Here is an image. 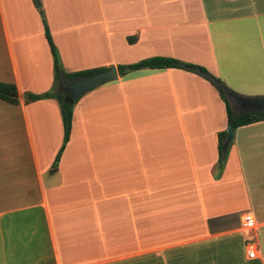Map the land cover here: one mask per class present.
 Wrapping results in <instances>:
<instances>
[{
    "label": "crops",
    "instance_id": "crops-1",
    "mask_svg": "<svg viewBox=\"0 0 264 264\" xmlns=\"http://www.w3.org/2000/svg\"><path fill=\"white\" fill-rule=\"evenodd\" d=\"M37 1L0 0V82L17 88L18 104L5 105L20 109L30 158L0 155V264H264V121L233 131L217 171L228 125L208 80L174 68L118 74L91 92L103 99L86 114L73 108L56 169V101L21 95L53 83L40 12L65 73L170 57L234 93L262 90L264 0ZM98 105L114 119L97 123ZM33 106L54 109V125L30 121Z\"/></svg>",
    "mask_w": 264,
    "mask_h": 264
},
{
    "label": "trees",
    "instance_id": "trees-1",
    "mask_svg": "<svg viewBox=\"0 0 264 264\" xmlns=\"http://www.w3.org/2000/svg\"><path fill=\"white\" fill-rule=\"evenodd\" d=\"M44 31L47 43L50 48V52L52 55L53 60V69H54V89L42 94H33L27 93L25 94V103L30 104L40 100H54L57 102L60 110L62 125H63V142L62 145L55 157L53 168L56 169L62 152L64 151L66 144L69 141L71 127H72V117H73V107L74 104L78 100H72L69 95L64 93H60V84L66 80L75 81L79 78L91 76L103 71L108 70L109 68H97V69H89L84 71H79L75 73H65L60 65L58 51L52 41L50 36L49 29L44 23ZM128 41L132 43L134 38H129ZM183 64L186 68H182L180 65ZM182 69L189 72H193V70H199L204 74H208V71L200 67L198 65L183 63L176 59L170 57H151L139 62L128 64V65H118L117 71L120 76H124L129 72L143 70V69H151V70H162V69ZM194 73V72H193ZM197 74V73H196ZM198 75V74H197ZM204 78V77H203ZM218 82L221 83L222 86L225 84L218 78L213 77ZM206 79V78H204ZM207 80V79H206ZM209 81V80H208ZM210 82V81H209ZM211 83V82H210ZM219 96L225 102L226 107V116H227V125L232 128V130H236L239 127L254 124L260 121H264V111L258 113H242L236 114L231 107L228 99L225 97L223 93L218 91ZM0 100L9 104V105H17L18 104V92L17 88L12 83H2L0 82ZM228 133L227 131H222L218 134V171H222L225 166L227 154H228V147H225V142L227 140Z\"/></svg>",
    "mask_w": 264,
    "mask_h": 264
},
{
    "label": "rangeland",
    "instance_id": "rangeland-1",
    "mask_svg": "<svg viewBox=\"0 0 264 264\" xmlns=\"http://www.w3.org/2000/svg\"><path fill=\"white\" fill-rule=\"evenodd\" d=\"M40 19L43 22V30H44L45 15L42 14L41 12H40ZM44 36H45V31H44ZM0 38H1L0 42H2L1 34H0ZM1 48H2V46H1ZM91 48H94V47H91ZM59 60H60V65H61L63 71H65L60 56H59ZM52 74L54 77V73H52ZM263 77H264V75H263ZM261 82L264 83V79ZM210 85H212V84H210ZM259 85L260 84H257L256 86L258 88H261V86H259ZM212 87L215 88L213 85H212ZM53 89H54V78H53L52 85L45 92H48V91L53 90ZM95 89L97 90L98 88L96 87V88L88 91L87 93H85L84 95L81 96L82 99H84V100H80V103L77 101L76 102L77 104L76 103L74 104V107L75 106L77 107V115L86 114L91 107H93L95 104L99 103L101 101V99H103L101 97H98L96 99H94L95 97L91 98L92 97L91 92H93ZM215 90L217 91L216 88H215ZM256 90L257 91H251V92L248 91V93H245V92H242V93H236L235 92V93L239 94L241 96H244V97H249V98L264 97V88L262 90H260V89H256ZM27 93H31V92L27 91V92L21 94L24 98V101H25V94H27ZM40 94H42V93H40ZM83 101H85V102H83ZM228 101H229L231 107L233 108V110L236 114H239L243 111V109L240 108L238 105H236L235 102H232L230 100H228ZM222 102L224 103V106H225V102L223 100H222ZM54 103H55V106L57 108V111L59 112L58 121L61 123L59 106H58L57 102H54ZM87 103H89V104H87ZM50 108H51V110L53 109L52 107H50ZM39 112H41V113H39ZM90 112H94L96 114L97 123L107 122L110 119H114L113 116L109 115V109L107 107L106 108H100V105H98L94 110H90ZM54 113H55L54 109H53V116H52V113L50 111L38 109L35 106H33L31 109L28 110L27 115L31 121L32 119H34V117L39 116V114H42V117H46L47 120L52 119L53 125H54V122H55ZM10 118L13 120V122L8 121ZM97 123L92 122L91 125L96 126V125H98ZM8 128L12 129V135H9L10 133L7 132ZM225 130L227 131V127ZM53 131H54L53 134L50 133V131H49V136L54 135L53 136V139H54V137H56V134H58L59 130H57V128H53ZM13 150L17 151V155L19 153H21L24 166H28L29 162H30L29 152H28V140H27V137L25 135V128H24V125L22 123V115L20 113V109L18 107L7 106V105H5V102L0 100V155L2 152H5L6 154H10ZM217 171H218V169H217ZM48 173L43 174V178L45 180H47ZM55 179H57V177H55Z\"/></svg>",
    "mask_w": 264,
    "mask_h": 264
},
{
    "label": "water",
    "instance_id": "water-1",
    "mask_svg": "<svg viewBox=\"0 0 264 264\" xmlns=\"http://www.w3.org/2000/svg\"><path fill=\"white\" fill-rule=\"evenodd\" d=\"M35 2H36V7L40 8V4L38 3V1L35 0ZM180 66L182 68H186L183 64H181ZM193 72L209 80L211 84L217 89V91L223 93L228 100L235 102L236 105L242 108L243 111L239 114L258 113L264 111V97L249 98V97L241 96L239 94L232 92L226 86H222L220 82H218L210 75L204 74L199 70H193ZM117 79H118L117 67L112 65L106 71L91 76L79 78L75 81H70V80L64 81V83L60 84L59 92L69 95L72 98V100H78L82 95H84L88 91L102 84L116 81ZM227 133L228 136L225 142V147H228L230 141L233 138V130L230 126L227 127Z\"/></svg>",
    "mask_w": 264,
    "mask_h": 264
},
{
    "label": "built area",
    "instance_id": "built-area-1",
    "mask_svg": "<svg viewBox=\"0 0 264 264\" xmlns=\"http://www.w3.org/2000/svg\"><path fill=\"white\" fill-rule=\"evenodd\" d=\"M253 222L254 221L251 216L247 215L245 217V225L250 226L253 224ZM247 254L249 258H254L256 256L255 250L251 246H249Z\"/></svg>",
    "mask_w": 264,
    "mask_h": 264
},
{
    "label": "flooded vegetation",
    "instance_id": "flooded-vegetation-1",
    "mask_svg": "<svg viewBox=\"0 0 264 264\" xmlns=\"http://www.w3.org/2000/svg\"><path fill=\"white\" fill-rule=\"evenodd\" d=\"M62 83H64V82H62ZM62 83H61V84H62ZM63 86H64V84H63Z\"/></svg>",
    "mask_w": 264,
    "mask_h": 264
}]
</instances>
